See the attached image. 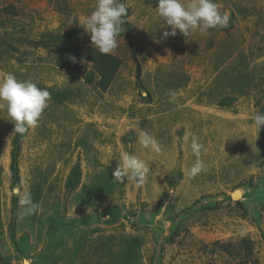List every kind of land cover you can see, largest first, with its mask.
I'll return each mask as SVG.
<instances>
[{"label":"rangeland","instance_id":"obj_1","mask_svg":"<svg viewBox=\"0 0 264 264\" xmlns=\"http://www.w3.org/2000/svg\"><path fill=\"white\" fill-rule=\"evenodd\" d=\"M120 2L119 63L102 90L94 62L57 65L68 30L82 53L98 51L83 28L96 0H0V79L51 94L24 136L0 109V264H264V125L253 122L264 113V0H215L227 27L168 38L158 0ZM142 132L159 153L139 143ZM192 134L207 164L194 179ZM122 152L149 166L143 186L114 179ZM20 185L41 205L23 220Z\"/></svg>","mask_w":264,"mask_h":264},{"label":"clouds","instance_id":"obj_2","mask_svg":"<svg viewBox=\"0 0 264 264\" xmlns=\"http://www.w3.org/2000/svg\"><path fill=\"white\" fill-rule=\"evenodd\" d=\"M219 8L215 0H158L156 11L165 25L171 26V31L164 33V38H168L176 36L177 30L186 36L192 32L206 34L210 29L227 27L229 15L221 13ZM127 15V6L120 0H96L95 10L85 19L83 28L90 34L92 44L100 54L110 55L117 49L118 37L123 31ZM69 58L73 63L76 62L75 56ZM170 96L174 97L175 94L170 93ZM50 99L48 90L38 88L31 81H20L12 73L0 79V109L6 110L9 121L14 124V132L21 136L38 126ZM253 122L260 130L264 125V113L257 111ZM184 139L187 141L188 136ZM139 143L154 152L161 151L158 141L147 132L141 133ZM190 147L196 159L188 175L194 179L207 171V164L201 158L204 145L195 134L191 135ZM149 172L150 168L144 160L137 155L122 152L113 177L119 182L133 181L139 188L147 182ZM13 193L17 195L20 206L18 219L23 220L39 213L41 205L34 201L32 193L23 185L13 189ZM23 264L31 262L26 258Z\"/></svg>","mask_w":264,"mask_h":264},{"label":"trees","instance_id":"obj_3","mask_svg":"<svg viewBox=\"0 0 264 264\" xmlns=\"http://www.w3.org/2000/svg\"><path fill=\"white\" fill-rule=\"evenodd\" d=\"M55 2H56V7H57V6H60V2H66V0H55ZM75 33H76V31H74V30H68V31L64 32V34L61 35V37L64 38L63 39L64 43L62 44L61 55L58 57L57 65L59 67H62L64 69H68V70L73 71V72H79L82 69V66H83V63L85 60L94 62L95 66H96V70H97L98 74L100 75V80L98 81V84L102 90H106L113 80V76L115 74V71H116L118 63H119L118 60L115 57L113 58L112 55H102L99 53V51H97L91 47H82L83 48V53H82L80 48H79V45H80L79 42L70 41V39L74 36ZM70 56L76 57L75 63H73L70 60V58H69ZM81 61H83V62H81ZM11 167H12V171L14 172V179L17 182L18 181V174H17L18 170L16 167L15 160H12ZM73 176H75L77 178L78 173L75 171L73 173ZM75 177L68 184V189H70V188L73 189L74 184H76L77 179H75ZM178 179H179V174L175 173L174 176L172 177L171 181H170L171 188L173 186H175ZM220 197L218 196L216 198H220ZM226 197L227 196L223 195L222 199L231 198L230 196L227 198ZM209 200H211V199H202L199 201V203L201 202V204L207 205ZM13 205L15 206L14 203H13ZM14 206H13V208H14ZM187 211H189V209H187L185 211L183 210L179 215L188 214ZM243 240H244V243L240 244L239 246H240V249H242V250H244L243 248H245L246 253H247L246 255H248L251 253L252 248H253L252 242L248 238H244ZM224 245L226 246V244H224ZM224 245H222V246H224ZM227 245H230V246H233L234 248H237V245L234 246L235 244H232V243H228Z\"/></svg>","mask_w":264,"mask_h":264},{"label":"water","instance_id":"obj_4","mask_svg":"<svg viewBox=\"0 0 264 264\" xmlns=\"http://www.w3.org/2000/svg\"><path fill=\"white\" fill-rule=\"evenodd\" d=\"M238 190H236V191H234L232 194H231V197L233 198V199H235V198H237L238 197Z\"/></svg>","mask_w":264,"mask_h":264}]
</instances>
